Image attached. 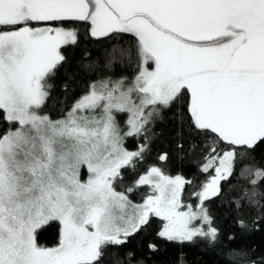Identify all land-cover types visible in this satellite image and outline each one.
<instances>
[{"label": "snow or ice", "instance_id": "6c2138e0", "mask_svg": "<svg viewBox=\"0 0 264 264\" xmlns=\"http://www.w3.org/2000/svg\"><path fill=\"white\" fill-rule=\"evenodd\" d=\"M81 23L86 38L116 41L105 67L127 62L130 74L90 79L93 63L71 66L62 50L78 43ZM125 35L135 41L134 62L132 47L119 43ZM60 74L63 93L82 85L71 106L67 95L53 96ZM166 118L177 151L196 154L193 179L149 166L125 185V171L135 175ZM261 145L264 0H0V264H105L119 255L108 249L152 217L170 242L200 241L218 256L264 264L254 247L216 250L222 232L205 206L224 194L237 157L254 161ZM250 167L248 186L226 197L242 234L264 224V165L245 166L237 182ZM205 173L196 203L184 204L185 186ZM145 185L150 193L134 203L130 195ZM53 226L57 242L40 244Z\"/></svg>", "mask_w": 264, "mask_h": 264}, {"label": "trees", "instance_id": "16d2710c", "mask_svg": "<svg viewBox=\"0 0 264 264\" xmlns=\"http://www.w3.org/2000/svg\"><path fill=\"white\" fill-rule=\"evenodd\" d=\"M86 25L81 23L79 25L80 36L78 43L75 46H66L63 48V54L71 62V66H75L77 63H93V69L90 79L102 78L106 75H112L113 77L119 74H130L131 69L128 67L127 62L124 64L116 63L114 67L109 70L105 67L109 57L105 54V49H110L112 44L116 41H108L101 39L96 41L94 38H86L84 33ZM122 47L133 49V62L135 61V41L125 35V38L119 41ZM134 66V63H133ZM68 67V65H65ZM79 79V77L77 78ZM64 82L63 74L57 76L54 81L56 87L53 92V96L59 98L67 95V106H71L73 99L81 94L82 85L76 87L75 90L70 88L67 94L61 91V84ZM53 118H58L56 113H52ZM167 117V114H166ZM118 119L123 121L124 116H118ZM157 131L162 130V135L152 145L151 154L148 155L144 162H137L138 167L135 175L131 171H125L124 184H129L130 181L137 179L141 174L145 173L149 166L160 167L167 175H182L186 180H192L193 174L196 172L197 157L196 154L191 152L179 153L176 149V127L172 120L167 119L163 123L156 125ZM127 147L129 150H134L136 143L133 140L127 141ZM188 148V145H185ZM168 154L167 162H160L157 157L162 153ZM252 158H244L241 160L237 157L235 165V174L230 183L223 185L224 194L219 199H211L205 202V206L210 209V213L214 218V226L218 227L222 232L221 241L217 243L216 250L224 249H238V248H252L256 249L255 255L257 257L264 255V224L260 226L259 231H253L248 234H242L240 229L236 226L235 220L237 218L234 211L229 208L227 203V196H236L239 194L242 186H248V180L251 178L252 168H248L243 174L245 179L237 182V177L242 173V169L245 166H259L264 165V145L257 147ZM183 157V159H181ZM214 174V171L211 172ZM209 178V174L205 173L196 180L194 185H186L182 193V200L196 203L193 192L200 190V185L203 181ZM232 189L229 192V189ZM260 189H264V183L259 185ZM117 190H123V185L117 187ZM146 193L145 187L141 186L133 194L130 195V199L133 202L139 201ZM249 209L245 208L241 213L245 220L249 222V228L253 227L249 220ZM162 226V221L158 217H152L150 222L142 227V229L129 237L128 242L123 246L117 248H109V252H118V256H113L109 261L108 257H105V264H179V258L181 255L184 257V264H245V260L242 256L236 255L231 259H228L226 253L223 257L218 256L216 251L212 248H204L200 241L196 244H180L178 242H170L165 238L158 235ZM58 227L53 226L49 228L39 239V243L45 246H53L58 239ZM235 234L236 239L228 242V234ZM155 245L156 250L153 251L149 248V245ZM127 253H132L131 259L127 257Z\"/></svg>", "mask_w": 264, "mask_h": 264}, {"label": "rangeland", "instance_id": "374dc122", "mask_svg": "<svg viewBox=\"0 0 264 264\" xmlns=\"http://www.w3.org/2000/svg\"><path fill=\"white\" fill-rule=\"evenodd\" d=\"M125 118H126V117H124V119H125ZM147 171H148V170H147ZM147 171H146L145 173H143V174H146ZM143 174H141V175H143ZM166 175H167V174H166ZM169 176H171V175H169ZM174 176H176V175H174ZM174 176H172V177H174ZM143 187H145V189H146V193H145V195L142 196L141 199H140L139 201H136V202H134V203H142L143 199L146 198V195L150 193V188H149L148 185H145V186H143ZM181 198H182V197H181ZM182 201H183L184 204H189V203H190V202H187V201H184V200H182ZM49 247H50V246H49Z\"/></svg>", "mask_w": 264, "mask_h": 264}]
</instances>
